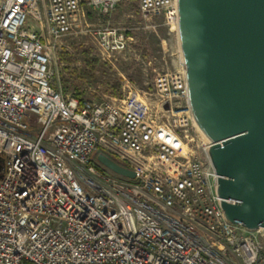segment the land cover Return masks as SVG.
I'll return each mask as SVG.
<instances>
[{
  "label": "built area",
  "instance_id": "2783aa9c",
  "mask_svg": "<svg viewBox=\"0 0 264 264\" xmlns=\"http://www.w3.org/2000/svg\"><path fill=\"white\" fill-rule=\"evenodd\" d=\"M117 1L0 0V264H264V229L225 219L185 71L156 74L152 102L53 87L54 50L81 6L105 16ZM136 2L174 31L177 0ZM94 34L111 56L129 50L118 29Z\"/></svg>",
  "mask_w": 264,
  "mask_h": 264
},
{
  "label": "water",
  "instance_id": "95a60500",
  "mask_svg": "<svg viewBox=\"0 0 264 264\" xmlns=\"http://www.w3.org/2000/svg\"><path fill=\"white\" fill-rule=\"evenodd\" d=\"M177 37L225 219L264 229V0H177ZM97 161L134 179L103 155Z\"/></svg>",
  "mask_w": 264,
  "mask_h": 264
},
{
  "label": "rangeland",
  "instance_id": "374dc122",
  "mask_svg": "<svg viewBox=\"0 0 264 264\" xmlns=\"http://www.w3.org/2000/svg\"><path fill=\"white\" fill-rule=\"evenodd\" d=\"M80 15V28H73L54 50L52 84L64 95L115 100L137 91L152 102L156 74L184 68L180 62L177 29L170 32L160 17L143 19L136 0H118L105 16H98L82 5ZM28 23L38 32L32 19ZM106 26L130 38L126 53L111 56L102 50L94 33Z\"/></svg>",
  "mask_w": 264,
  "mask_h": 264
},
{
  "label": "bare ground",
  "instance_id": "6f19581e",
  "mask_svg": "<svg viewBox=\"0 0 264 264\" xmlns=\"http://www.w3.org/2000/svg\"><path fill=\"white\" fill-rule=\"evenodd\" d=\"M173 28H176V29H177V25H174ZM178 50H179V55H180V62H182L181 54H180V49H179V43H178ZM182 66H183V63H182ZM182 70L184 71V68H183ZM142 100H144V99H142ZM193 124H194V121H193ZM194 127H195V129L197 130V132L199 133L201 139H202L203 141H205L204 138L202 137L201 133L199 132V130H198V128L196 127L195 124H194Z\"/></svg>",
  "mask_w": 264,
  "mask_h": 264
},
{
  "label": "trees",
  "instance_id": "16d2710c",
  "mask_svg": "<svg viewBox=\"0 0 264 264\" xmlns=\"http://www.w3.org/2000/svg\"><path fill=\"white\" fill-rule=\"evenodd\" d=\"M3 160H4L3 157L0 156V169H1L2 166H3Z\"/></svg>",
  "mask_w": 264,
  "mask_h": 264
}]
</instances>
